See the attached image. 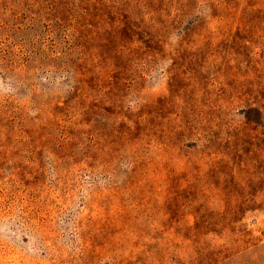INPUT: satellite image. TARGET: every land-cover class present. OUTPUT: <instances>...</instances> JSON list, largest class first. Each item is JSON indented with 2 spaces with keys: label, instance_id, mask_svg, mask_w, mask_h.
<instances>
[{
  "label": "rangeland",
  "instance_id": "rangeland-1",
  "mask_svg": "<svg viewBox=\"0 0 264 264\" xmlns=\"http://www.w3.org/2000/svg\"><path fill=\"white\" fill-rule=\"evenodd\" d=\"M0 264H264V0H0Z\"/></svg>",
  "mask_w": 264,
  "mask_h": 264
}]
</instances>
